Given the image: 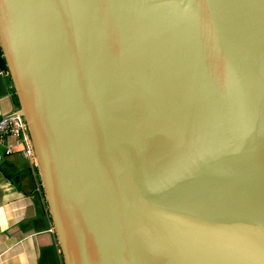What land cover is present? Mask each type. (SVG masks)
<instances>
[{
	"label": "water",
	"instance_id": "obj_1",
	"mask_svg": "<svg viewBox=\"0 0 264 264\" xmlns=\"http://www.w3.org/2000/svg\"><path fill=\"white\" fill-rule=\"evenodd\" d=\"M0 48L64 264H264V0H0Z\"/></svg>",
	"mask_w": 264,
	"mask_h": 264
},
{
	"label": "crops",
	"instance_id": "obj_2",
	"mask_svg": "<svg viewBox=\"0 0 264 264\" xmlns=\"http://www.w3.org/2000/svg\"><path fill=\"white\" fill-rule=\"evenodd\" d=\"M16 109L10 78L0 69V115ZM51 228L36 159L0 145V264H64Z\"/></svg>",
	"mask_w": 264,
	"mask_h": 264
},
{
	"label": "built area",
	"instance_id": "obj_3",
	"mask_svg": "<svg viewBox=\"0 0 264 264\" xmlns=\"http://www.w3.org/2000/svg\"><path fill=\"white\" fill-rule=\"evenodd\" d=\"M1 71L4 70L1 69ZM7 114L9 113L0 115V145L4 147L6 153L18 150L28 159L35 158L32 143L28 136L27 125L24 124L26 123L24 117L20 116L19 112L3 117ZM51 230L54 231V228H51Z\"/></svg>",
	"mask_w": 264,
	"mask_h": 264
},
{
	"label": "trees",
	"instance_id": "obj_4",
	"mask_svg": "<svg viewBox=\"0 0 264 264\" xmlns=\"http://www.w3.org/2000/svg\"><path fill=\"white\" fill-rule=\"evenodd\" d=\"M0 69H2L5 72H7V67H6L5 60H4L3 55H2L1 48H0Z\"/></svg>",
	"mask_w": 264,
	"mask_h": 264
}]
</instances>
